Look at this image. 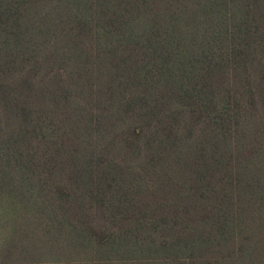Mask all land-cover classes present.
Listing matches in <instances>:
<instances>
[{"label":"trees","instance_id":"trees-1","mask_svg":"<svg viewBox=\"0 0 264 264\" xmlns=\"http://www.w3.org/2000/svg\"><path fill=\"white\" fill-rule=\"evenodd\" d=\"M264 264V0H0V264Z\"/></svg>","mask_w":264,"mask_h":264},{"label":"rangeland","instance_id":"rangeland-1","mask_svg":"<svg viewBox=\"0 0 264 264\" xmlns=\"http://www.w3.org/2000/svg\"><path fill=\"white\" fill-rule=\"evenodd\" d=\"M139 264H145V263H139Z\"/></svg>","mask_w":264,"mask_h":264}]
</instances>
